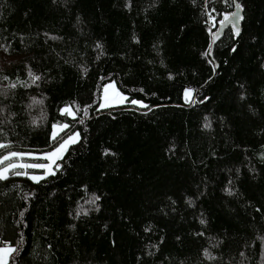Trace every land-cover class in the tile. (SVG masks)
<instances>
[{
  "label": "trees",
  "instance_id": "16d2710c",
  "mask_svg": "<svg viewBox=\"0 0 264 264\" xmlns=\"http://www.w3.org/2000/svg\"><path fill=\"white\" fill-rule=\"evenodd\" d=\"M236 2L211 58L233 0H0V144L79 134L0 180L8 264H264V0Z\"/></svg>",
  "mask_w": 264,
  "mask_h": 264
},
{
  "label": "rangeland",
  "instance_id": "374dc122",
  "mask_svg": "<svg viewBox=\"0 0 264 264\" xmlns=\"http://www.w3.org/2000/svg\"><path fill=\"white\" fill-rule=\"evenodd\" d=\"M209 20L211 22V26H214V17L212 15L209 16ZM109 85H114L115 88V92H119L120 95L125 96V94L121 93L114 82H107L106 84L103 85L102 90H101V96H100V107L101 108H109V107H113V106H118V105H123L126 104L127 101L124 102H119L118 99L115 97L114 91L112 88H109ZM105 88H108V92H107V97L108 100L110 101L108 106H105ZM137 104H133L135 106H140L141 104L143 105L142 102L137 101ZM65 109H68L69 111L67 112L70 116H74V112L72 111V109L70 107H64L63 111H65ZM67 129V125L66 124H61V125H54L53 126V130H52V137L55 135V138H57L58 136L60 137V139L57 141V144L54 148L50 149V150H45V151H34V150H13V149H7V148H0V159H3L4 156H10L13 152L17 153L19 156H23L24 159H19V158H14L12 161H5V163L3 165H0V171L3 170L4 167H7L9 164L15 162V163H33V164H43V165H48L51 164L52 168L51 171L54 172L55 167H57V161L62 157V155L64 154V152L66 151V149L73 144L74 142H71L72 138H75V142L77 141V139L79 138V134L77 131H69L67 132L65 135H63V133L65 132V130ZM65 141H69L67 143L66 148L59 154L58 158H54L53 161H49V160H45V159H32V157H44V156H48L51 153H53L54 151H56L61 144H64ZM16 171H19L21 173H27L28 177H32V176H37V177H43L45 175H48V172L46 169H37V168H28V169H15ZM13 171V170H12ZM12 171H9L7 173V176L9 175V173H11ZM6 248H12L11 246H9L8 244H4L1 243L0 244V249H6ZM13 253V252H12ZM12 253L10 255L4 256L3 254H0V264H8L9 258L11 257Z\"/></svg>",
  "mask_w": 264,
  "mask_h": 264
},
{
  "label": "snow or ice",
  "instance_id": "6c2138e0",
  "mask_svg": "<svg viewBox=\"0 0 264 264\" xmlns=\"http://www.w3.org/2000/svg\"><path fill=\"white\" fill-rule=\"evenodd\" d=\"M227 19V18H226ZM31 75V74H30ZM33 82L35 83L36 80H39L38 76H33L32 77ZM12 87H15V85H12ZM109 88H112L115 94V97L118 99L119 102H124L127 100V97L120 95L119 92H115V88L114 85H109ZM107 92H108V88H105V106H108L110 101L108 100L107 97ZM192 96L191 91H186L185 92V100L186 102L190 101V98ZM131 103L133 104H137L138 102L133 100L131 101ZM141 107H144L145 105H140ZM68 109H65V112H68ZM53 138L55 139V135L53 136ZM69 141H65L64 144H61V146L54 151L53 153H51L48 156H44V157H32V159H45V160H49V161H53L54 158H58L59 154L66 148L67 143ZM71 142H75V138H72ZM6 147L3 144H0V148ZM14 158H19V159H24L23 156H19L17 153H12L10 156H4L3 159H0V165H3L5 163V161H12ZM28 169V168H37V169H46L48 174H52L54 175L55 173L51 171L52 165L48 164V165H43V164H33V163H11L9 164L7 167H4L2 171H0V180H4L7 179V173L9 171L15 170V169ZM15 175H22V174H27V173H21V172H14ZM31 179H33L34 181H39L40 179H42L43 177H37V176H32L30 177ZM201 223H203V221H201ZM15 249L14 248H6V249H0V254H3L4 256L10 255L12 252H14ZM6 264V262H5Z\"/></svg>",
  "mask_w": 264,
  "mask_h": 264
},
{
  "label": "water",
  "instance_id": "95a60500",
  "mask_svg": "<svg viewBox=\"0 0 264 264\" xmlns=\"http://www.w3.org/2000/svg\"><path fill=\"white\" fill-rule=\"evenodd\" d=\"M234 1V7L231 13L221 20L218 25L216 26L215 30L211 33V42L210 47L208 50L209 57L212 58V48L214 44L220 40V38L223 36L225 30L231 29L235 34H240L241 32V15L242 10L240 6L237 4L236 0ZM217 67V65H215Z\"/></svg>",
  "mask_w": 264,
  "mask_h": 264
},
{
  "label": "built area",
  "instance_id": "2783aa9c",
  "mask_svg": "<svg viewBox=\"0 0 264 264\" xmlns=\"http://www.w3.org/2000/svg\"><path fill=\"white\" fill-rule=\"evenodd\" d=\"M208 23H209V26H210L211 29L215 26V24H214V26H211V22H210L209 19H208ZM4 244H6V243H4Z\"/></svg>",
  "mask_w": 264,
  "mask_h": 264
},
{
  "label": "crops",
  "instance_id": "0c3cea01",
  "mask_svg": "<svg viewBox=\"0 0 264 264\" xmlns=\"http://www.w3.org/2000/svg\"><path fill=\"white\" fill-rule=\"evenodd\" d=\"M101 108V107H100Z\"/></svg>",
  "mask_w": 264,
  "mask_h": 264
}]
</instances>
